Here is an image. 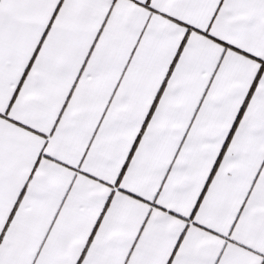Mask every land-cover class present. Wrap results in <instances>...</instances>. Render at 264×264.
I'll return each instance as SVG.
<instances>
[{"label": "snow or ice", "instance_id": "snow-or-ice-1", "mask_svg": "<svg viewBox=\"0 0 264 264\" xmlns=\"http://www.w3.org/2000/svg\"><path fill=\"white\" fill-rule=\"evenodd\" d=\"M0 264H264V0H0Z\"/></svg>", "mask_w": 264, "mask_h": 264}]
</instances>
